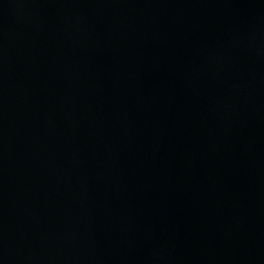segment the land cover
I'll list each match as a JSON object with an SVG mask.
<instances>
[{"label":"water","instance_id":"obj_1","mask_svg":"<svg viewBox=\"0 0 264 264\" xmlns=\"http://www.w3.org/2000/svg\"><path fill=\"white\" fill-rule=\"evenodd\" d=\"M0 264H264V0H0Z\"/></svg>","mask_w":264,"mask_h":264}]
</instances>
